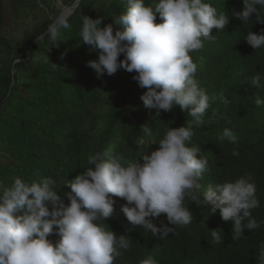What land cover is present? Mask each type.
<instances>
[{
    "label": "trees",
    "instance_id": "obj_1",
    "mask_svg": "<svg viewBox=\"0 0 264 264\" xmlns=\"http://www.w3.org/2000/svg\"><path fill=\"white\" fill-rule=\"evenodd\" d=\"M52 1L0 0V184L10 185L16 177L31 182L51 176L68 203L64 194L70 187L64 183L89 167V155L107 151L136 160L144 150L150 154L158 147L153 140L170 127L186 126L191 117L177 105L154 120L140 99L146 89L132 79L133 73L120 69L97 78L86 66L98 53L82 44L83 16L99 17L103 26L125 11L123 0H81L69 16L71 27L61 30L63 40L55 45L45 33L62 8ZM76 1L64 0V5ZM209 2L218 13L225 11L229 22L224 30L213 29L214 38L204 39V47L190 53L197 64L198 86L217 99L210 101L203 123L193 127L189 144L201 147L200 155L209 161L199 180L202 191L209 183L251 178L260 202L252 214L262 223L233 240L232 221H223L219 210L211 214L210 206L186 199L192 222L185 227L169 225L172 231L167 236H153L133 227L120 212L125 201L112 197L113 216L101 224L117 235L131 229L127 232L131 247L115 264H140L149 256L156 264H258L264 243V104L257 107L255 97L264 99V87H252L248 81L257 72L264 75V49L254 50L244 37L248 31H261L264 24L254 20L241 24L234 13L242 10L243 0ZM160 22L157 14L156 23ZM15 27L22 29L19 38L10 35ZM221 93L228 104L219 99ZM221 114L226 118L217 119ZM145 126L151 136L145 134ZM225 127L234 131L236 144L219 139ZM161 220L168 223L164 214L154 218L157 224ZM212 230L222 236V243L212 241ZM49 239L59 236L54 232Z\"/></svg>",
    "mask_w": 264,
    "mask_h": 264
},
{
    "label": "clouds",
    "instance_id": "obj_2",
    "mask_svg": "<svg viewBox=\"0 0 264 264\" xmlns=\"http://www.w3.org/2000/svg\"><path fill=\"white\" fill-rule=\"evenodd\" d=\"M123 2L125 11L103 26L101 18L83 16L82 44L98 53L86 66L97 78L120 69L133 73L132 79L146 89L140 99L154 120L177 105L191 120L186 126L170 127L162 138L152 141L158 144L155 150L150 154L144 150L136 160L107 151L89 155V167L64 183L70 187L64 194L68 203L51 176L31 182L16 177L10 185L0 184V264H115L122 251L131 247L127 234L131 229L117 235L101 224L113 216L112 197L125 201L120 212L133 227L140 226L153 236H167L172 231L169 225L185 227L192 222L186 199L210 206L211 214L219 210L223 221H232L233 240L240 239L244 229H258L262 223L252 214L260 202L251 178L209 183L202 191L199 180L209 161L200 155L201 147L189 144L193 127L203 123L210 101L217 99L198 86L197 64L190 53L202 49L204 39L214 38L213 29L224 30L228 15L218 13L209 0ZM157 14L160 23H156ZM234 15L241 24L252 20L264 24V0H243L242 10ZM69 16L61 10L47 25L45 35L52 44L63 40L62 29L71 27ZM244 39L254 50L264 49V29L248 31ZM248 83L264 87V75L257 72ZM219 99L229 103L223 93ZM262 104L264 99L257 95L255 105ZM225 118L223 114L217 117ZM144 132L152 135L147 126ZM219 139L238 142L229 127L223 128ZM233 155L239 152L233 150ZM162 214L168 223H155L154 218ZM54 232L59 236L55 241L49 239ZM211 239L223 242L216 230L211 231ZM140 264L156 262L149 256ZM258 264H264V243L259 247Z\"/></svg>",
    "mask_w": 264,
    "mask_h": 264
},
{
    "label": "rangeland",
    "instance_id": "obj_3",
    "mask_svg": "<svg viewBox=\"0 0 264 264\" xmlns=\"http://www.w3.org/2000/svg\"><path fill=\"white\" fill-rule=\"evenodd\" d=\"M52 2H54L55 6H58L59 8H62V10H66V11H67V7L70 6V5L65 6L64 0H53ZM43 7L44 5L42 6V10H44L45 12H48V9H44ZM42 13L44 12L40 11L39 16H41ZM31 21H32V18L26 22L25 24L26 29L29 28ZM20 32H22L21 27H18V28L15 27L14 29L10 31V35L12 38H19Z\"/></svg>",
    "mask_w": 264,
    "mask_h": 264
},
{
    "label": "water",
    "instance_id": "obj_4",
    "mask_svg": "<svg viewBox=\"0 0 264 264\" xmlns=\"http://www.w3.org/2000/svg\"><path fill=\"white\" fill-rule=\"evenodd\" d=\"M81 0H77L73 5H70L67 7V11L70 13V15L74 12V9L78 7L80 4Z\"/></svg>",
    "mask_w": 264,
    "mask_h": 264
}]
</instances>
